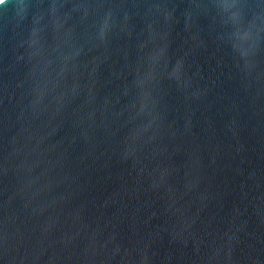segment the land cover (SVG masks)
Returning <instances> with one entry per match:
<instances>
[{"label":"water","instance_id":"water-1","mask_svg":"<svg viewBox=\"0 0 264 264\" xmlns=\"http://www.w3.org/2000/svg\"><path fill=\"white\" fill-rule=\"evenodd\" d=\"M0 264H264V0H4Z\"/></svg>","mask_w":264,"mask_h":264},{"label":"snow or ice","instance_id":"snow-or-ice-1","mask_svg":"<svg viewBox=\"0 0 264 264\" xmlns=\"http://www.w3.org/2000/svg\"><path fill=\"white\" fill-rule=\"evenodd\" d=\"M4 3V0H0V4H3Z\"/></svg>","mask_w":264,"mask_h":264}]
</instances>
